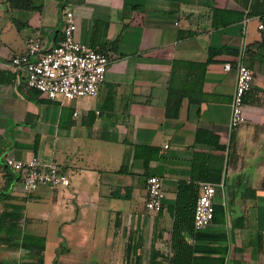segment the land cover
I'll return each mask as SVG.
<instances>
[{
    "label": "crops",
    "instance_id": "1",
    "mask_svg": "<svg viewBox=\"0 0 264 264\" xmlns=\"http://www.w3.org/2000/svg\"><path fill=\"white\" fill-rule=\"evenodd\" d=\"M33 1L38 8L0 0V179L8 186L7 156L64 167L69 184L49 188L51 207L65 213L57 263L128 264L130 243L141 264H168L182 180L215 183L223 209L198 236L185 235L193 264H264V47H249L264 28L248 13L251 0ZM64 9L74 14L75 38L109 58L98 93L69 105L28 87L10 65L31 35L47 47L61 38ZM242 47L253 78L246 120L230 128L235 71L224 63ZM150 174L163 180L158 211L145 207ZM17 183L10 194L25 215Z\"/></svg>",
    "mask_w": 264,
    "mask_h": 264
},
{
    "label": "built area",
    "instance_id": "2",
    "mask_svg": "<svg viewBox=\"0 0 264 264\" xmlns=\"http://www.w3.org/2000/svg\"><path fill=\"white\" fill-rule=\"evenodd\" d=\"M62 20V36L57 42L47 47L39 33L31 35L23 50L12 53L11 70L21 75L28 87L37 89L52 100L60 97L76 99L95 96L105 78L108 54L75 38L76 22L70 9L62 11ZM258 26L264 28L263 23ZM245 55V48L242 47L233 63H224L226 70L235 71L230 128L246 120L243 100L251 87L253 70L244 62ZM5 164L20 175L19 185L26 192L41 186L55 189L69 184L64 167L53 160H44L36 155L26 159L7 156ZM143 186L146 194L145 207L150 211H158L164 197L162 178L150 174L146 176ZM215 191V183L199 182V192L193 208V225L196 230L207 226L213 218Z\"/></svg>",
    "mask_w": 264,
    "mask_h": 264
},
{
    "label": "trees",
    "instance_id": "3",
    "mask_svg": "<svg viewBox=\"0 0 264 264\" xmlns=\"http://www.w3.org/2000/svg\"><path fill=\"white\" fill-rule=\"evenodd\" d=\"M6 2L12 8L36 9L39 7L33 0H6ZM248 13L258 15L260 21L264 24V0H251ZM252 46L264 47V34L260 41L251 43L249 47ZM208 61L209 59L205 63ZM3 168L8 187L4 184V190H0V199H11L13 197L10 194L11 188L9 186L18 182L20 175L9 168L7 169L6 166ZM198 190L199 186L195 183H188L182 180L178 183L177 197L174 205L175 217L170 232L171 253L168 256V264H193L195 261L193 255L195 247L191 241L187 240L185 235L188 233L196 237L201 231L196 230L193 225V208ZM1 202H3L4 208L0 211V243L8 247L22 249L26 252V256L16 264H43L45 237L43 235L36 236L34 234L15 233L14 229L16 228L14 226L17 225L21 217L22 205L15 202H4L3 200ZM213 207L214 219L216 214H222L223 209L218 204H214ZM136 247L129 243L126 248L125 258L128 264H141L140 255L134 253L137 250L135 249ZM53 264H58L57 256L53 258Z\"/></svg>",
    "mask_w": 264,
    "mask_h": 264
},
{
    "label": "rangeland",
    "instance_id": "4",
    "mask_svg": "<svg viewBox=\"0 0 264 264\" xmlns=\"http://www.w3.org/2000/svg\"><path fill=\"white\" fill-rule=\"evenodd\" d=\"M62 102L64 101L67 105H69L75 99H62L59 98ZM58 162V161H57ZM92 168V167H90ZM4 184L2 183V179H0V190H4ZM8 187V186H7ZM61 187V186H60ZM59 188V187H58ZM9 191V190H7ZM13 191L17 194L16 197H20L23 201H28L26 203V209L24 210L26 213L23 215V211L21 209V217L17 225L14 227V232H19L21 234H34L36 236H40L41 234H45V261L44 264H52L50 257L54 253V245H57L56 256L59 253L65 251L66 244L64 240L60 238L61 234V225L59 222V216H63L65 213H61L59 216L56 214V210H53L51 207V199L50 197L53 195V191L47 187H38L31 191L30 193L24 191L21 186L17 183L13 189ZM34 192V193H33ZM15 202V198L11 199H0V211L4 208L3 202ZM63 201V200H61ZM20 204V203H19ZM63 204V202H62ZM61 204V205H62ZM59 206L61 210L63 206ZM71 202H68V208L66 210V214H71ZM73 213V212H72ZM35 232V233H34ZM24 256L23 250L19 248L8 247L4 244L0 243V264H16L17 261H20ZM58 264H74L73 262H68L67 260H60Z\"/></svg>",
    "mask_w": 264,
    "mask_h": 264
}]
</instances>
